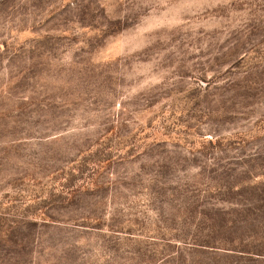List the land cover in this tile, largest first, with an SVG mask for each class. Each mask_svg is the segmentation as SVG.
<instances>
[{"label":"rangeland","instance_id":"rangeland-1","mask_svg":"<svg viewBox=\"0 0 264 264\" xmlns=\"http://www.w3.org/2000/svg\"><path fill=\"white\" fill-rule=\"evenodd\" d=\"M0 264H264V0H0Z\"/></svg>","mask_w":264,"mask_h":264}]
</instances>
